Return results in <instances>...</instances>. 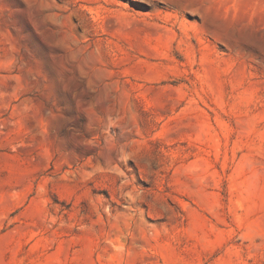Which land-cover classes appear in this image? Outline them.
<instances>
[{"label": "rangeland", "instance_id": "obj_1", "mask_svg": "<svg viewBox=\"0 0 264 264\" xmlns=\"http://www.w3.org/2000/svg\"><path fill=\"white\" fill-rule=\"evenodd\" d=\"M0 264H264V0H0Z\"/></svg>", "mask_w": 264, "mask_h": 264}]
</instances>
